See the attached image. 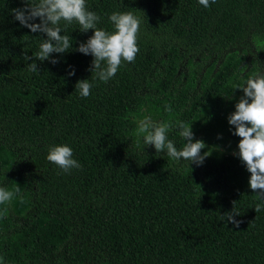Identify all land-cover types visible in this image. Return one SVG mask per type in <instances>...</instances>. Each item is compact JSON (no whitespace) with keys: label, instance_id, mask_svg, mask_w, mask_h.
<instances>
[{"label":"trees","instance_id":"16d2710c","mask_svg":"<svg viewBox=\"0 0 264 264\" xmlns=\"http://www.w3.org/2000/svg\"><path fill=\"white\" fill-rule=\"evenodd\" d=\"M87 5L139 16V51L79 97L74 85L91 79V57L66 53L29 73L23 55L36 51V34L12 20L21 0H0V186L19 190L0 205V264H264V208L255 210L225 119L241 95L233 85L264 71V0ZM98 26L111 30L106 17ZM76 27L67 29L73 48L91 35ZM144 115L191 123L210 152L203 165L173 163L151 146L144 155L136 143ZM168 136L183 146L178 131ZM56 144L69 145L81 168L50 164ZM231 208L238 228L220 218Z\"/></svg>","mask_w":264,"mask_h":264},{"label":"clouds","instance_id":"9594fccd","mask_svg":"<svg viewBox=\"0 0 264 264\" xmlns=\"http://www.w3.org/2000/svg\"><path fill=\"white\" fill-rule=\"evenodd\" d=\"M196 2L208 9L215 0ZM10 12L12 20L19 27L36 34L31 37L37 42L36 51L31 56L23 55L24 61H31L25 64L29 73H39L36 61L56 65L66 53L76 52L91 57L85 69L91 79H79L74 85L79 97H88L97 83L111 80L123 62H134L139 51L137 40L141 18L133 11L98 13L89 9L87 0H21V6ZM105 17L111 30L98 26ZM72 25L77 26L75 30L79 33L91 30V35L77 41L75 48L72 47L73 38L69 36L71 31H67ZM75 72V67L66 65L67 77L74 76ZM234 89L240 90L241 95L225 117L230 135L239 138L231 155L249 173L247 187L254 193L255 210L259 211L264 208V71L258 70L247 79L235 83ZM225 98L231 99L230 96ZM163 110L165 113L173 111L168 103L163 105ZM190 125L185 120L157 121L151 115H144L137 121V146L143 154L151 146L155 153L163 152L173 163L187 164L188 168L189 165L200 167L210 152L201 151L206 144L201 139H194ZM170 129L178 131L183 142L181 148H177L174 141L169 139ZM216 139H222V134L217 133ZM45 159L63 173L81 168L67 144L50 145ZM18 193V189L0 186V205H6ZM219 215L224 224L232 228H238L241 223L233 208Z\"/></svg>","mask_w":264,"mask_h":264}]
</instances>
